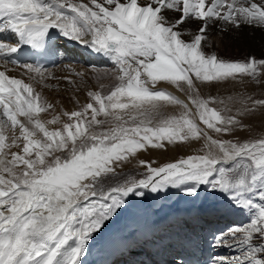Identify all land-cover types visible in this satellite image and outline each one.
<instances>
[{"label":"snow or ice","instance_id":"obj_1","mask_svg":"<svg viewBox=\"0 0 264 264\" xmlns=\"http://www.w3.org/2000/svg\"><path fill=\"white\" fill-rule=\"evenodd\" d=\"M0 21V33L16 37L0 41L6 69L19 64L8 57L24 46L51 47L55 30L110 57L119 73L106 94L104 85L88 91L90 102L63 112L67 122L50 129L61 117L45 121L40 114L54 105L32 84L0 71V264H83L94 235L129 195L170 187L192 197L207 187L248 215L246 224L213 237L215 247L238 254L211 264H264V138L219 139L207 131L222 137L245 130L246 118L264 113V98L200 95L221 84H264V58L225 61L204 51L210 22L264 29V0H0ZM191 25H198L194 32ZM20 66L30 79L47 78L42 65ZM229 104L239 105L235 114ZM177 107L178 114H167ZM201 139L203 155L161 167L142 161L145 178L110 188L102 182L138 150Z\"/></svg>","mask_w":264,"mask_h":264},{"label":"rangeland","instance_id":"obj_2","mask_svg":"<svg viewBox=\"0 0 264 264\" xmlns=\"http://www.w3.org/2000/svg\"><path fill=\"white\" fill-rule=\"evenodd\" d=\"M84 2L87 3L89 2V0H84ZM234 51L235 50L226 49L225 55L228 57L226 56H217V57L222 60L226 59L225 61H228L229 59V61L239 60V62H244L249 58L248 56H244V55L235 56ZM254 58L261 59L264 58V55L262 54L261 56H255ZM1 68L5 69L0 65V69ZM21 70L25 72V69L23 67L21 68ZM7 71L12 72L10 69H7ZM47 73H50L51 75L49 76L47 75ZM47 73H46L47 78L44 81H40L39 77H37L35 80L30 79L29 76H28L29 79L27 80H25V78L22 79H24L26 83L32 84L36 92H39L44 99H46L49 103L54 105V111L50 109L48 112L40 114V118L42 120L45 121L51 120L54 115H59L61 117L60 123L47 125L50 129L59 128L61 127L62 122H67L68 118L66 116H63L62 114L63 112L80 110V108H82L84 105L90 102V98L87 96L88 91H101L100 86L104 85L105 87L103 88L102 91L103 93L106 94L116 83H118V81L116 80V76L119 74L116 65L112 67L100 68L99 65L91 66L87 64L64 65L62 67H58V69L54 72L47 71ZM69 81H72V83H69ZM159 85L160 83L157 85V87H159ZM238 94H242L244 96H252L254 99L264 98V84L256 85L255 82L249 80L244 84L228 83V84H221L218 87L201 88L200 90V95L203 98H208L212 96L215 97L217 100L224 99L226 101L228 100V97L230 96L237 97ZM215 106L218 108H223V105L220 104H216ZM229 106L232 107V114H235L237 107H239L238 104L237 105L229 104ZM179 111L180 109L178 107L170 108L167 114L176 115L179 113ZM244 123L246 125V129L242 131H238L233 136L221 137L215 134L214 132H212L211 130L210 131L214 138H219V139H239L241 141H244L248 139L254 140L258 138H264V113L257 111L254 117L246 118L244 120ZM17 134H19L18 129H17ZM17 150L18 149L16 148L12 149V151H17ZM206 151L207 150L205 149L203 139H201L200 141L178 142L177 144L174 145H167L166 148L164 149H153L151 147H148L147 149L138 150L135 154L129 155L127 160L117 162L115 165L117 175L115 176L114 179L111 178V174L109 175V177H102L101 179L106 188L114 187L117 186L118 184L125 183L126 181L129 180H139L145 178V174L147 173L148 168L146 164L141 163L142 161L150 163L152 167H161L167 163L178 162L181 159H186L190 155H203L206 153ZM168 190H169L168 192L171 195L172 194L171 187ZM179 194L180 193H178V195L176 196V199H181L184 193H182L181 197H179ZM197 195H198L196 196L197 198L194 199L195 201L194 204L192 205L185 204L184 206H182V208L191 207L188 210V213H191L193 210H196L197 208L198 211H195L194 212L195 215L193 216L195 219H197V216L198 217L200 216V211H202V209L207 205H211L213 208H223V207L226 208L228 206L231 207L228 200L223 194L218 192H213L207 187H201ZM136 197L138 199L140 198L139 201L148 200V202H152V200L147 197V193H145L144 195L145 198L140 196L139 197L136 196ZM218 205L219 207H216ZM179 215L180 218L178 219V222L179 220L185 218L181 215V213ZM231 215L232 214H230L227 217H224L225 220L222 218L221 221H224L225 223H229V224L239 223L242 221V219H240L241 221L230 220L229 217ZM121 216H122V212L120 210L112 221L121 220ZM169 222H170L169 218H163L162 223L158 222L156 226L157 229L165 231L164 233L165 236H167V238H170L173 234V232L167 233V229H170V227H172L169 224ZM167 223L170 226L165 228V225ZM199 223L200 222H198L197 220L195 225L197 224L199 225ZM242 224H245V222L243 221L236 225H242ZM114 226H116V224H114ZM132 232L134 235L136 231L132 230L131 233ZM99 233L97 235H99ZM97 235L96 234L94 235L92 242L94 241V239L97 240L98 238ZM130 235L127 234L125 236H130ZM121 237L122 236H120L118 239H120ZM131 238L133 239V236ZM100 244H101L100 242L99 243L96 242L95 245L99 247ZM134 244H136V242ZM221 250H226V249L221 248ZM232 250L235 249L232 248ZM226 251L227 252L229 251V253L231 254L230 249H227ZM114 252L111 254L104 255V257H113L112 255H114ZM235 254H238V252L236 251ZM87 255L86 257H88ZM232 255L234 254H231L230 256ZM103 259L104 258L102 257L101 259H99V261H95V263L98 264Z\"/></svg>","mask_w":264,"mask_h":264},{"label":"bare ground","instance_id":"obj_3","mask_svg":"<svg viewBox=\"0 0 264 264\" xmlns=\"http://www.w3.org/2000/svg\"><path fill=\"white\" fill-rule=\"evenodd\" d=\"M197 27L198 25H191L189 30L194 32ZM2 34H4V36L7 37V40H9V42L10 41L13 43L16 42L13 40L14 37L12 35H9L6 32ZM208 36L209 39L207 41V46L204 47V51L208 54L214 53L217 56H226L225 51L226 49H229V50H235L234 51L235 56L244 55V56H248L249 58H252L255 56H261L262 54L264 55V29L262 28L242 25L240 28L237 29V28H233L231 25H225L224 22L222 21L216 24H212L210 22L208 29ZM184 38L186 40L190 39L188 35H186ZM71 53L79 55V53L75 51H71ZM80 56L82 55L80 54ZM81 59L83 60L82 64H87V62L90 61L92 64L99 65V67H106L103 65L101 61H98L97 59L88 58L84 56H82ZM109 59L111 60L110 57ZM0 65L5 68L3 61H0ZM7 67H8L7 69H10L12 72L7 71L6 68L5 69L1 68L0 71H6V74L9 75L10 77L13 76L15 78H25V80L29 79L28 75H25L24 74L25 72L21 70L22 67H16L9 64L7 65ZM57 69L58 68L53 69V71L48 70V72H54ZM159 87H165L167 88L168 91L173 92L175 95L180 96L181 99L187 101V97L185 96V94L177 90L175 86H170L167 84V82H160ZM193 111H195L194 108ZM201 127H205V126L201 124ZM207 131L209 135H212L210 130ZM168 189L164 192L162 191L158 193H152L149 190H144V192L147 193V197L150 198L152 202H148V200L139 201L140 198L138 199L135 195H129V197L126 198V205L121 209L122 212L121 220L119 221L111 220L101 230L99 235H97L98 233L96 234L98 238L97 240L94 239V241L93 242L91 241V243L89 244L88 252H87L88 257L85 256L82 258L83 264H88V263L92 264L95 261H99V259H101L102 257L104 258V255L113 253L115 251L117 242L119 241L118 238L123 235L124 236L127 234L130 235L132 230H135L136 231L135 233H142L145 232L148 226H151L154 230H156L157 234H160V237H163L162 239H160V242L163 244L166 243L169 244L168 253H170V251H172L171 253H173L176 242L180 243L181 241L186 239V235H184V231H188L190 234L193 233L192 235L197 237L199 231L203 229L201 226H205L208 229V231L211 233V230L209 229V225H211V223L213 222L220 223L222 218L224 219V217H227L230 214H232L229 217L230 220L242 219V221L248 222L247 214L229 206L226 208L224 207L213 208L211 205H207L202 209V211H200V216L199 217L197 216V219H195L193 216L195 215L194 212L198 211L197 208L196 210H193L191 213H188V210L191 207L182 208V206H184L185 204L187 205L194 204L195 203L194 199H196L197 198L196 196L198 195L192 197L183 194L182 196L183 191L178 188L175 189L171 188L172 194L170 195ZM178 193H180L179 197L182 196L181 199H176ZM174 213H178L179 218H180L179 214L181 213V215L185 218L179 220V222H178L179 218L173 223L169 222V224L172 227H170V229H167V233L173 232V234L170 238H167V236H165L164 233L165 231L157 229L156 226L158 222L162 223L163 218H169V219L172 218ZM197 220L198 222H200L199 225L198 224L195 225ZM114 224H116V226H114ZM170 225H168L167 223L165 225V228L169 227ZM227 225L231 226V224H227ZM210 233L207 234L209 235ZM132 236L133 239L131 238ZM128 237L129 239L131 238L132 246H137L139 243H141L140 240L134 238L133 232ZM96 242L101 243L99 247L95 245ZM135 242L136 244H134ZM215 250L218 253V257H221V252H219L217 249ZM91 255H92V260L90 258ZM152 257L153 255H149V258ZM109 258L111 259L113 257H109Z\"/></svg>","mask_w":264,"mask_h":264}]
</instances>
